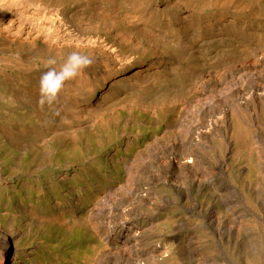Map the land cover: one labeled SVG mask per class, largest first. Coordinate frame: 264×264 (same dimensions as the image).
<instances>
[{
	"label": "rangeland",
	"instance_id": "rangeland-1",
	"mask_svg": "<svg viewBox=\"0 0 264 264\" xmlns=\"http://www.w3.org/2000/svg\"><path fill=\"white\" fill-rule=\"evenodd\" d=\"M20 1H21V3L20 2L16 3V5H14L15 4L14 3L12 9H11V6H12L11 4L9 5L7 3L10 7L7 6V4H4L7 7H9L8 9H10V10H7L6 6L0 4V5H2V6H0V8L3 7L2 10H5V9L7 10V11L5 10L6 11L5 13L3 12L5 14L3 17H1L3 13L1 12L2 10H0V13H1L0 14L1 15L0 16L1 17L0 22L2 24L4 23L3 24L4 26L7 24L6 23L7 18L12 14V12L13 13L14 12L19 13V14H23L24 12L29 11V10H32L31 12H33L34 9H32V8H34V6H32L31 4H33L34 0L33 1L28 0V2H30V4L27 3V0H24V1H26V3L23 0H20ZM46 1L43 2V0H40V1L35 0L34 4H33V5H35V11L38 10V8H40L37 11L38 13H36L35 11L33 13L37 19V20H34V22L36 21L35 23L38 25V27H37V25L36 26L34 25L35 27H37L38 30H35L36 28L33 27V34H35V37H33V41L31 40L32 37L30 38L31 35L34 36L33 34L28 36L29 38L26 37V38H28L27 39L28 41L26 39L23 40V37L26 36V35H23L22 40L20 39L21 43L17 42V39H19V38H16V36H14V37L11 36L14 39H12L10 37V40H9L6 36L7 33H5V32L1 33L3 31L2 28H4V26L2 24H0L1 25L0 30H2V31H0V92H2V94H3L2 95L0 93L1 94L0 96L3 97V98L0 97V98H2V99H0V153L2 154L0 156V171H1L0 175L3 174V176L5 178H9L12 180L14 179V176H15V179L13 180V182L10 183V189L7 192L1 193L0 199H1V197H3V199L6 197L5 203L7 205L4 203L6 205V206L4 205V207H7L10 205V206L14 207L13 209H18L20 211V214H16L18 219L15 221H13L12 218L0 220V224H3L5 226H7L9 224L13 226L14 223L15 224L17 223L15 228H17L20 231V235L17 238V247H18L17 255H14V253L16 251V249L14 247V249L11 252L12 254L9 257L8 262L6 264H21V263L22 264L23 263L24 264H33V261L35 264L36 263L39 264L36 261L37 259H41L43 264H64V263L72 264V257L74 255L75 251L76 252L77 251H86L85 249L91 250L92 248H94L97 245H99L100 243H102V240L106 239L107 235L103 234L105 232H103L102 233L103 235H102L100 230L98 228L97 229L94 228L93 226L92 227L91 226L80 227L77 230V233L73 237L69 236L70 233H69L68 229L66 228L65 225H62L61 223H59V224L54 223V226H52V228H50V229L48 227H44L43 219L38 218L39 212H37L36 209H41L40 207L47 205V203H49V202L51 204L56 203V204H60L61 207H65L66 210H69L71 212H75L77 214V216H79V218H81L84 214V211H83L82 205L78 204V200H77V197L79 196V194L77 193L78 189L85 187L86 185L94 186V187H92V191H89L88 195H87V193L83 194L84 196L87 195L88 196L87 198H89V199L86 198L87 204L85 206H87V208H92L94 203L97 201V196L99 194H104V192H106L110 187H113L114 190H116L117 188H118L117 190H119L120 189L119 187L122 186L124 184V182L125 183L128 182V180L130 178L127 174L129 167H132L131 171H133L134 173L138 169H142V167L136 168L135 165L137 163L134 164V166H133V157L131 155H128L124 150L119 155H115V152H116L115 147L117 146V144H119L120 140H122V139L128 140V138L129 139L134 138V143H135L134 157L137 156L138 154H142V152H144L148 156L147 158H149V155L151 156V154L154 153V151L160 152V150H162V148L164 146L167 147V145H169L170 143L171 144L169 146H171L174 140L175 141L180 140L179 138H181V133L182 132L185 133L186 132L185 129L187 127L191 126V124H194L196 122V121H194V123H193V119L195 118V120H197L196 118L199 119L203 115V114L201 115L199 113V111L197 112L196 110L202 109L201 106H203L205 108V110H208V111L210 108L209 103L206 104V102H205V104H204V100L207 98V94L203 95V98H202V94H199V95L197 94L196 95L197 97H196V96H194L193 93L191 94V96H194L195 98H192V100L190 102L193 105L194 104H196V105L192 107L193 109L191 111H189L190 114L187 113L188 115L187 114H186V116L184 115L186 118L181 117L178 119V117H176L175 113L162 112V114H156L154 116L152 114H140L138 117H136L134 115V119H135L134 120L131 112L125 108L126 106L129 107V104H130L131 108L137 109V107L141 106L140 104L148 105L149 102H152L151 100H154V99L156 100L157 97L162 98L163 96L166 97V96L171 95V94L173 96V94H174L173 92H175V96H177L181 93L180 88L182 87V85L181 84L173 85L172 82L179 76V72L184 71L183 73L185 74L191 70H196L195 72H197V73L204 71V70H208L209 68L212 67V65H215L217 63H221L224 60L234 58L240 54L249 53L251 50L256 49L257 47H259V45H261L264 42V34H263L264 33V19H263L264 18L263 17L264 16V0H252V1L251 0H243V1L242 0H237V1H235V0H231V1L230 0H218L219 2L217 0L216 1H214V0H193V1L192 0H183V1L180 0L181 3L179 2V0H176V1L170 0L173 2H170L168 0H121L122 2L120 0H114L115 3L111 0H109V2H108V0H106V1H104V0H92L91 1L90 0L91 2L89 0H86V1L85 0H73V1L65 0V3H64V0H59V2H58V0H50V1L48 0V2H46ZM195 1H199V2H195ZM232 1H234V4L231 3ZM244 1H246V2H244ZM60 2H62V3H60ZM72 2H74V4ZM116 2H117V4H116ZM211 2H212V4H211ZM217 2H218V5H217ZM56 3H58V4H56ZM78 3H79V6H78ZM170 3L173 5H170ZM200 3H203V4H200ZM241 3H242V5H241ZM245 3L247 4V6L250 9L246 6ZM20 4H22V5H20ZM46 4L48 5L47 8L45 7ZM87 4H88V6H87ZM19 5L22 7H20ZM23 5H24L25 9L27 7L25 5H28L29 7H27V9L25 10ZM82 5H83V7H82ZM115 5H119L120 7L119 6L117 7ZM122 5H124V6H122ZM236 5H237V7H236ZM240 5L243 7H241ZM14 6L15 7L17 6V7L15 8ZM50 6L52 8H50ZM151 6H155V7H151ZM167 6H169V7H167ZM43 7L45 9H41ZM66 7L67 8L69 7V8L67 9ZM107 7H108V9H107ZM190 7H192V8H190ZM28 8H31V9H28ZM134 8H135V10H134ZM189 8H190V10H189ZM48 9L50 12H48ZM51 9H54V11ZM75 9H76V11H74ZM80 9H81V11H80ZM82 9H83V11H82ZM163 9L166 10V12L163 11ZM170 9L171 10L174 9V10L171 12ZM227 9H229V10L227 11ZM243 9H246V10H243ZM44 10H47V11H44ZM55 10H57L56 12L58 13L57 18L59 17L60 19H57V18L52 19V17H50V20L51 19L53 20V21H50L49 20V16H50L49 13H51L52 11L55 12ZM146 10H148V11H146ZM167 10H169V11H167ZM259 10H260V12H258ZM10 11H12V12H10ZM106 11H107V13H106ZM108 11H109V13H108ZM135 11H137V12H135ZM201 11H203V12H201ZM155 12H157V13L155 14ZM199 12H201V13H199ZM208 12H210V13H208ZM26 13H28V12H26ZM26 13H24V15ZM43 13H44V16H43ZM84 13H86V14H84ZM170 13H171V16H170ZM211 13L213 14L212 17L209 16V15H212ZM37 14L42 15L43 19H44V17H46V18L44 20L43 19L40 20L39 18H37V16H39ZM45 14H47L48 18ZM131 14H133L135 16L138 15L136 17L140 16L141 20H139V18H137V19L133 18L135 16H133ZM83 15H84V17H82ZM191 15H192V17H191ZM246 15H247V17H246ZM79 16H81V17H79ZM87 17H90V18H87ZM171 17H173V18H171ZM245 17H246V19H245ZM40 18H41V16H40ZM78 18H80V19L78 20ZM81 18H82V20H81ZM92 18L95 20H93ZM101 18L104 19V21L101 20ZM130 18H132V20L135 19L136 21L134 20L135 21L134 22ZM111 19H112V21H111ZM113 19L116 21L114 22ZM167 19H168V21H167ZM229 19H231V20H229ZM39 20L42 21L41 23H43V24L45 22V24H44L45 27L43 26V24L41 25L40 23H37V21L40 22ZM76 20L79 24L76 22ZM123 20H124V22H123ZM137 20H139V21H137ZM210 20H211V22H210ZM49 21H50V23H48ZM46 22H47V24H46ZM63 22L65 23V25ZM98 22H100L102 25L99 26ZM118 22L120 25L118 24ZM129 22L132 24H130ZM59 23H60V26L58 25ZM87 23L90 25H91V23L95 24V25H91V26L96 28L97 31H96V29H93L90 25H86ZM48 24H49V26L53 25L54 26L53 29H55L56 25L58 26V27L56 26L57 32L55 30L51 31V34L53 33L56 36L52 35L50 37V40L46 38V33L44 30V29H46L47 34L49 33ZM109 24H111V25L109 26ZM115 24H116V26H115ZM39 25L41 26L42 31H40L41 29H40ZM170 25H172L173 27ZM46 26H48V27H46ZM64 26H66V27H64ZM67 26H69V27H67ZM78 26H79V28H78ZM86 26H87V29H89V26H90V28L92 30L91 29H89V31L86 30ZM176 27H177V29H176ZM192 27H193V29H192ZM59 28H60V30H59ZM65 28L67 30H65ZM69 28H71V29H69ZM105 28H106V30H105ZM145 28H146V30H145ZM101 29H104V30L102 31ZM166 29L169 31L167 32ZM246 29H247V32H246ZM252 29H254V30L252 31ZM90 30H91V32H90ZM99 30H101L102 32L100 31L101 32L100 33ZM143 30L146 32H142ZM67 31L70 32V34ZM74 31H76V32H74ZM111 31H113V32H111ZM122 31L124 33H127L129 31L130 33L128 32L127 34H124ZM138 31L140 34L141 33L142 34L140 35L138 33ZM149 31H151L150 34H149ZM180 31L181 32L185 31V32L181 33ZM35 32H39L40 34H37L38 36H36ZM43 32L45 33V35ZM83 32H85L86 34L89 32L87 34L88 36L86 34H84ZM114 32H115V34H113ZM154 32H156L159 35H157L156 33L154 34ZM241 32H242V34H241ZM59 33L62 35L65 34L64 35L65 36L64 39H66V40H64L65 43L63 41H59V42L57 40L55 41V39L57 38ZM119 33H122V34L118 35ZM132 33L133 34L135 33L134 36H132L133 35ZM136 33H137V35H136ZM180 33H181V35H179ZM199 33L202 34L203 36L201 38H199V41H198V40H196L197 39L196 36ZM108 34H110V36H108ZM192 34L194 37L192 36ZM207 34H208V36H207ZM72 35H74V37H71ZM142 35L143 36L147 35V36L144 38ZM155 35H156V37L159 36L160 38L153 37ZM174 35H178V36H174ZM232 35L235 38H233ZM76 36H77V38H75ZM90 36H94V37H90ZM100 36L102 38H99ZM116 36H119V37L117 38ZM150 36L152 38H150ZM190 36H191V38H190ZM36 37L38 38L39 41L37 40ZM67 37H68V39H67ZM87 37L88 38L90 37L89 38L90 41H89V39H87L89 41V43H88V41H86ZM173 37H175V38H173ZM176 37L179 39H177ZM224 37H225V39H224ZM71 38L74 41L76 39V42L79 41L78 43H80L82 41L81 42L82 45L79 44L80 46L79 45L76 46V42H74ZM94 38L96 39V41L94 40ZM112 38H113V40H112ZM137 38H138V40H137ZM167 38H169L170 41ZM227 38H228V40H226ZM238 38H240V39H238ZM51 39L52 40L54 39L53 42ZM92 39L94 40V42L92 41ZM139 39L141 40V42ZM190 39H192L193 41ZM230 39H232V41ZM12 40H15V41L13 42ZM45 40L47 41V43ZM48 40L52 43H50ZM121 40H123V41H121ZM215 40L218 41V43ZM6 41H8V42H6ZM66 41H68V42H66ZM109 41H111V42L109 43ZM120 41H121L122 45H121V43H119ZM125 41L127 43L130 42L131 44L130 43L127 44ZM179 41H180V44L177 43ZM32 42H33V44H32ZM71 42H73V43H71ZM92 42L94 45L92 44ZM116 42H117V44H116ZM134 42H135V45L137 44L136 46L133 44ZM151 42L154 44H152ZM170 42H172L174 44H172ZM192 42L194 44H192ZM195 42H196V44H195ZM27 43H29V44H27ZM87 43L89 45H87ZM146 43H147V45H146ZM175 43H176V45H175ZM214 43L216 45H213ZM235 43H238V44H235ZM58 44H60V45H58ZM70 44H71V46H70ZM163 44H165V45H163ZM169 44L173 46V50L170 48L171 46ZM83 45H85V46H83ZM97 45H99L101 48ZM110 45H112V46H110ZM115 45L117 47H115ZM130 45H131V48H130ZM162 45H163V47H162ZM24 46L27 50L24 48ZM44 46H45V49H43ZM90 46L92 47L91 49L94 48V50L90 51ZM133 46H134V48H133ZM168 46H170V47L168 48ZM255 46H257V47H255ZM29 47H30V49H29ZM58 47H60V49ZM107 47H108V49H107ZM112 47L119 50V51L121 49V53L123 52L122 53L123 57L124 58L126 57V59H128L130 57L136 58L135 64H140V65L136 66L137 68L134 67L135 65H133V67H131L130 70H128L125 73L126 75L120 74L121 72L115 73L116 71H118L117 68L119 67L118 66L119 60L114 59V58H110V55L108 53H110V50L112 49ZM154 47H156V48H154ZM161 47H162V49H161ZM175 47H178L181 50V52L178 48L175 49ZM226 47L229 49H227ZM23 48H24V50H23ZM46 48L48 50H46ZM75 48H77V50ZM82 48H83V50H82ZM97 48H98V50H97ZM163 48H164V50H163ZM193 48H194V50H193ZM207 48L208 49L210 48V49L207 50ZM213 48H214V51H213ZM237 48H239L238 51H237ZM248 48H250V50ZM100 49H101V51H100ZM134 49H135V51H134ZM186 49H188V50H186ZM216 49H219V50L216 51ZM37 50H39V51H37ZM51 50H52V52H51ZM103 50H105V51H103ZM167 50H169V51H167ZM170 50H172V51H170ZM203 50H204V52H203ZM57 51H59L60 54L62 53L61 56L59 55V52H57ZM74 51H76V53H74ZM124 51H125L126 55L124 54ZM224 51H226V52H224ZM56 52H57V54H56ZM99 52L102 54H99ZM144 52L147 54H145ZM168 52L169 53L171 52L170 53L171 56H170V54H168ZM205 52L206 53L208 52V54H206ZM227 52L228 53L231 52V53L228 54ZM132 53L134 55H131ZM104 54L107 55V58L104 56ZM137 54L140 57H138ZM155 54H156V56H155ZM167 54L169 56H167ZM181 54H183V55H181ZM191 54H192V56H191ZM184 55L186 56V58ZM203 55H205L206 57ZM215 55H216V57H215ZM228 55H230V56H228ZM12 56L14 57V59L20 60V62H22L21 63V65L23 66L22 71L19 74H17L18 76L9 67L11 61H8V60H12L13 59ZM22 56H24V57H22ZM178 56L181 58H179ZM217 56L218 57L220 56V57L217 58ZM169 57H171V60ZM87 58L88 59L91 58L93 61H94V59H96V61L92 62V60H90V59L88 60ZM212 58H214V59H212ZM23 59H25V60H23ZM40 59H41V61H40ZM112 59H114V61ZM179 59H181L182 61ZM219 59H221V60H219ZM81 60H84L85 62L81 61ZM172 60H174V61H172ZM209 60H210V62H209ZM33 61H35V62H33ZM112 61H113V63H112ZM150 61H152V63ZM177 61H178V64H177ZM202 61H203V64H201ZM41 62H43V63H41ZM190 62H191V64H190ZM34 63H35V65H34ZM92 63H94V64H92ZM186 64L190 65V67L188 65L186 66ZM175 65H177V66H175ZM45 66H48V67H45ZM108 66H109V68H108ZM169 66L175 67V70L173 67H172L173 69L170 67L171 68V70H170ZM100 67H102V68H100ZM164 67H165V69H163ZM25 68H26V70H25ZM89 68H90V70H89ZM159 68H160V70H159ZM167 68H169V69H167ZM73 69H75V71ZM83 69H85V70L83 71ZM105 69H109L108 72H105L104 71ZM135 69L141 70V74L139 75V77L136 75L135 76L131 75L132 71H135ZM39 70H41V71H39ZM68 70L69 71L73 70V73H72V71H70L71 73L68 72ZM177 70H178V73H177ZM36 72H38V73L36 74ZM75 72H77V74ZM78 72H79V74H78ZM146 72H148V74ZM33 73H34V75H33ZM129 74L131 76H129ZM172 74H173V76H172ZM40 75H42V76H40ZM99 75L102 77L104 76V77L101 79V77ZM116 75L118 78H121L120 76H126L127 77V78H124L126 81L124 89H120L119 92L116 94L117 96L115 95L114 98L112 97L113 99L112 98L109 99V101L111 99H112V101L107 102L108 103L106 106L107 109L105 111H103L102 113L96 114L94 112L93 108H90V107H92V105H91L92 100L96 101L95 100L96 95H101L102 89L104 87H107L109 82L111 83ZM159 75H161L164 80H166L168 83H170V86L163 88L162 92L160 90L159 95L153 94L151 96H148L149 94H146L147 95L146 99L143 98V100H142L144 102H142V103L140 101L137 102V99H139L141 97V95L145 92L148 85H150L151 79L154 76H159ZM94 76L96 78H94ZM141 77H143V78H141ZM130 78H132V79H130ZM13 79H15V80H13ZM19 80H21V81H19ZM79 80H80V82H79ZM102 80H104L105 82ZM129 80L130 81L132 80V81L130 82ZM86 82H87V84H86ZM25 83H27V84H25ZM92 83H94L95 85ZM9 84H11V85H9ZM82 84H84V85H82ZM140 85H141V87H142V85L144 87L141 90L139 88ZM51 86H52V88H51ZM90 86H91V88H88ZM76 87H78V89H80V90H78ZM130 87H131V90H130ZM15 88L19 91H17ZM132 88H134V89L132 90ZM59 89H61V90H59ZM89 89L90 90L92 89V91H89ZM143 89H145V90H143ZM43 90H45V91H43ZM169 90L171 92L173 90H175V91H173L171 93ZM20 91H21V93H20ZM125 91H127V93ZM138 91H141V93H139ZM52 92H54V93H52ZM133 92H134V94H136L138 96V98L136 95L132 94ZM165 92L168 94H166ZM169 92L171 94H169ZM22 93L25 95H23ZM56 93L57 94L63 93V94L57 95ZM84 93H85V95H83ZM11 94H12V96H11ZM160 94L161 95L164 94V95L161 96ZM8 95H9V97H8ZM186 96L188 97V95H186ZM186 96L184 94V97H183V94L181 93L179 96L180 98L179 97L178 98H179V100L180 99L183 100V98L184 99L187 98ZM70 97H72V98L70 99ZM198 97H199V99H197ZM204 97H205V99H204ZM10 98H11V100H10ZM86 98H88V99H86ZM201 98H202V100H200ZM3 99H5V100H3ZM118 99H119V103L117 101ZM196 99L199 103L196 102ZM129 100H136V101H134L132 103V102H128ZM146 100H149V102ZM200 103L202 104L201 106H200ZM69 104H71V105H69ZM77 104H78V106H77ZM79 106H80V108H78ZM74 107H76V108H74ZM116 107H118V108H116ZM194 107H196V108H194ZM198 107H199V109H198ZM70 108L72 109V111ZM111 108L114 110L113 112L109 111V109L112 110ZM85 110H87L88 112L86 113ZM37 111L42 112V114L40 113L41 114L40 115L39 112H37ZM81 111H82V113H81ZM89 112H91V113H89ZM109 112H112V113H109ZM192 112H194V115L192 114ZM258 113L261 114L260 111ZM37 114H39L40 116ZM76 114H77V117H75ZM101 114H103V116ZM105 114H108L107 116H109V114H110V116H115V115L120 116V119L118 120L116 125L113 127V131L111 132L110 135L107 134L110 132H108L106 129L97 128L96 122H94L98 118L99 119L104 118ZM198 114H199V116H197ZM96 115H98V116H96ZM72 116H73V119H71ZM192 117H193V119H192ZM92 118L94 120H92ZM124 118H127V119H124ZM158 119H159V121H158ZM72 120L74 122H72ZM188 120H190V121H188ZM12 121H14V122H12ZM187 121L190 125L187 123ZM262 121H264V119H262ZM262 121H261V123H259V128H256V132L254 133V140L255 141H258V140H256L258 138H259V140H261V138H262L261 133H264V124H263L264 122H262ZM190 122H192V123H190ZM24 124L26 125V127L24 126ZM45 124H46V126H45ZM148 124H150V125H148ZM38 125H40V126H38ZM184 125H186L187 127ZM32 126H34V129ZM87 126H89V127L87 128ZM36 127H38V128L36 129ZM95 127H96V129H95ZM53 128H55V129H53ZM72 128H75V129L73 130ZM65 129H67L68 131ZM94 129H95V131H94ZM179 129H181V130L179 131ZM18 130L20 131V134H18L19 133ZM38 130H39V132H38ZM62 130H64V133ZM80 130H81V132H80ZM35 131H37V132H35ZM75 131H77V132H75ZM97 132L99 134H97ZM179 132H181V133H179ZM104 133H105V135H103ZM78 134H80V135H78ZM96 134H97V136H96ZM69 135L73 137L72 140H71L72 137H70ZM172 135H173V137H172ZM177 135H179V136H177ZM259 135L261 137H257ZM33 136H36V137L32 138ZM154 136H156V138L158 140ZM170 136L172 138H170ZM51 137H53V138H51ZM59 137H60V140H62V142L60 140H59V142H57ZM77 138H79V139H77ZM160 138H162V139L164 138L163 140L166 139L165 142ZM149 139H150V141H149ZM47 140L48 141L52 140V143L47 144V142H48ZM63 141H67V142H63ZM79 141H80V143H79ZM16 145H18V146H16ZM73 145H74V147H73ZM29 146L30 147L32 146V147L30 148ZM75 146H76V148H75ZM122 147L124 149L126 147V145L123 143ZM8 148H10V149H8ZM73 148L75 150L79 149L80 150L79 154H76L73 157L71 156L70 160L65 159V157H63L64 154H66L70 150H74ZM181 148L186 149L187 147L185 148V145L178 146V149H181ZM66 149H67V151H66ZM34 150L36 152L38 151L37 152L38 156L32 155L33 154L32 152ZM230 150H231V148L227 149V147H226L224 149V152L227 151V153H228V154L226 153L227 156L231 158ZM11 151H16V153L11 155L10 154ZM47 151H50V152H47ZM40 152H41V156H39ZM214 153H215V149L208 148L204 151V155H206L205 158L207 159V160L205 159V161H207V163L210 162L211 160L213 162L218 161L217 160L218 158L217 159L212 158ZM112 155L114 156V158L112 157ZM154 155H155V153H154ZM7 156L9 158H11V160H9L8 162L5 163L2 160H4V158ZM29 156H30V158H29ZM31 158H33V159H31ZM91 159H93V160H91ZM128 160L130 161V164L132 163V165L129 164ZM14 161H15V163H14ZM162 162L163 163L166 162L165 159L163 160V158H162ZM163 163H161L159 165V167L154 166L155 167L154 170L146 169L147 167H144L142 169V173L144 172V175H142L141 177L143 179V182H145V184H146L145 190L147 189V192L151 193L148 200H147L148 202L144 201V202L140 203L139 201H136V202L133 201V203L132 202L129 203V207L132 208V210H131L132 211V218L134 219L135 222H137L140 225H145V224L151 222V219H154L155 221H152V223L155 222L154 225L155 226L157 225L158 226L157 228H159V230L161 229L160 233L162 235L160 234L159 237L151 239L152 240L151 242L148 241L150 243V246L151 247H160L163 243H165L166 245H170L171 249L173 248L175 250V253H176L175 256L173 255V251H172L173 249L170 250V252H167L166 254L164 253V255L166 257H169L170 255H171V257L173 256V258L176 257L175 259L177 260V264H196V262H197V264H200L201 257L202 258H209V262H207V264H218V263H220V264H237V260L243 261L245 259L251 258L253 253L251 251V248H249L250 244H247V243H249V242L251 243L252 239H254L253 240L254 242L264 244V202H259V204L256 206H253L251 204L246 203L244 200V197L241 194V190L239 188V185L236 183V186L238 188L237 189L236 187L232 186L228 182L231 180L230 178H227L228 179V181H227L226 178L223 176V174L220 173V175H219V173H218L217 174L218 176L216 175V177H215V181L218 184V186L220 187V189H222L224 187L221 190V194L224 193L227 198L233 200L235 202L234 205L237 207V216H236L237 218L234 217V220H231L232 226L236 228L239 225H241V224H239L240 222L244 224V226L242 227V230H241L242 234L240 236H237V234L235 233V230H233L231 234H227V236H226L225 233H223V229H222V236L219 239L218 237L215 236V232H216L215 227H209L207 225L206 226L203 225V227H201V226H197L195 224V222L201 223V220L204 219V218H202L203 213L201 212L200 207H198L197 209L188 208V206H186L187 201L183 200L181 198V196L179 195L178 190H176L172 186L177 181H179L181 178H184L185 173H187L186 170H184V169L179 170L177 168H175L176 169L175 170L174 168L168 167ZM236 163L239 164V161H236ZM67 164H69V165H67ZM10 165H12V166H10ZM79 165H80V167H79ZM109 165L111 168L108 169ZM9 168H11V169H9ZM124 170L126 171V173ZM156 170L158 172L157 179L160 176L159 180H157V181H159V183L158 182L157 183L147 182L148 178H150V177L154 178L155 177L153 175L157 174ZM153 171L156 173H154ZM166 171L168 173H166ZM57 172H59V173H57ZM62 173L65 176L68 175L69 178L66 179L65 176L62 175ZM76 173H78V174H76ZM51 175H53V177ZM111 175H113V176H111ZM168 175L170 177H174L173 181L168 182V180L166 179V177ZM104 176H106V177H104ZM121 176H123V177H121ZM62 177H63V179H62ZM109 177H110V179H109ZM113 177L115 179H113ZM27 179H29V180H27ZM22 180H23V182H22ZM77 181L79 183H77ZM37 182H39V183H37ZM111 183H112V185H111ZM221 183H222V185H221ZM118 184H120V185H118ZM34 185H36V186H34ZM71 186L73 189L71 188ZM12 189H14V190H12ZM73 190H75L76 192ZM207 193H208L207 190L203 192L202 199H204V197L206 196ZM8 195H10V196L8 197ZM153 195H155L157 198ZM18 198H19V200L23 198V200L19 201ZM158 198H159L160 202L163 204V207L158 208L159 210L157 208H155V205H154V202L156 200H158ZM3 199H2V202H3ZM27 199H30V201L26 202V205H23L24 204L23 201L27 200ZM47 199L48 200L50 199V201H48ZM31 200H32V202H31ZM11 201H12V204H11ZM51 201H53V202H51ZM54 201H56V202H54ZM76 202H77V204H75ZM43 203L44 204L46 203V204L44 205ZM89 203H90V205H89ZM184 205L186 207H184ZM73 207H75V208H73ZM81 207H82V209H81ZM240 208H242V209L240 210ZM23 210H25V211L27 210L26 213ZM186 212H188V213H186ZM55 213H57V211H55ZM153 215H155V216H153ZM26 217H27V219H25ZM253 217H254V219H253ZM27 220H28V222H27ZM41 220H42V222H41ZM148 220H150V221H148ZM22 221H24V222H22ZM238 221H240V222L238 223ZM254 222H256V223H254ZM97 225H99V223H97ZM102 228H103V226H102ZM245 228H246V230H245ZM232 238H233V240H232ZM22 239H24V240H22ZM107 239L111 243H112V240L114 243L119 242V239L114 234L108 235ZM93 245H95V246H93ZM204 253L205 254L207 253L206 256H204L205 255ZM69 256L71 259L69 258ZM32 259H33V261H32ZM118 259H119V257H118ZM213 259H215L216 262ZM156 264H157V262H156Z\"/></svg>",
	"mask_w": 264,
	"mask_h": 264
},
{
	"label": "bare ground",
	"instance_id": "bare-ground-1",
	"mask_svg": "<svg viewBox=\"0 0 264 264\" xmlns=\"http://www.w3.org/2000/svg\"><path fill=\"white\" fill-rule=\"evenodd\" d=\"M24 1V0H23ZM30 1V0H29ZM33 1V0H32ZM35 1V0H34ZM34 1H33V4H34ZM40 1V0H39ZM46 1V0H43V2ZM50 1V0H49ZM73 1V0H71ZM86 1V0H85ZM90 1V0H89ZM92 1V0H91ZM90 1V2H91ZM106 1V0H104ZM114 2V0H111ZM121 1V0H120ZM170 1V0H168ZM176 1V0H174ZM183 1V0H182ZM193 1V0H192ZM216 1V0H214ZM218 1V0H217ZM231 1V0H230ZM237 1V0H235ZM243 1V0H242ZM252 1V0H251ZM21 3L20 0H0V4L4 5V4H11V9L13 8V4L16 5V3ZM26 3V1H24ZM48 2V0L46 1ZM56 2V1H55ZM59 2V0H58ZM76 2V1H75ZM95 2V1H94ZM109 2V0H108ZM122 2V1H121ZM170 2H173V1H170ZM179 2L181 3V1L179 0ZM195 2H199V1H195ZM207 2V1H206ZM205 2V3H206ZM219 2V1H218ZM218 2H217V5H218ZM227 2V1H226ZM246 2V1H244ZM23 3V2H22ZM27 3L30 4V2H28L27 0ZM36 3V2H35ZM62 3V2H60ZM64 3H65V0H64ZM74 4V2H72ZM85 3V2H84ZM111 3V2H110ZM115 3V2H114ZM119 3V2H118ZM125 3V2H124ZM137 3V2H136ZM143 3V2H142ZM208 3V2H207ZM231 3L234 4V1H232ZM238 3V2H237ZM248 3V2H247ZM7 4V6H9ZM31 4L32 6H34V9L33 12H31L32 10H29V11H26L24 13H26L24 15L23 14H19V13H13L12 11V14L7 18V24L4 26L1 22L0 24H2L4 26V28H2V31L1 33L5 32L7 33V38L10 40V37L11 36H16V38H19L17 39V42L18 43H21V40H22V37L23 35H26L25 37H23V40L24 39H28L31 34H33V27H35L37 24L34 22V20H37L35 15L33 14L34 11H35V5ZM54 4V3H53ZM58 4V3H56ZM82 4V3H81ZM113 4V3H112ZM117 4V2H116ZM141 4V3H140ZM193 4V3H192ZM200 4H203V3H200ZM212 4V2H211ZM214 4V3H213ZM232 4V5H233ZM246 4V3H245ZM258 4V3H257ZM0 5V6H2ZM22 5V4H20ZM19 5V6H20ZM30 5V6H31ZM38 5V4H37ZM44 5V4H43ZM50 5V4H49ZM90 5V4H89ZM150 5V4H149ZM169 5V4H168ZM170 5H173L170 3ZM215 5V4H214ZM216 5V6H217ZM231 5V4H230ZM239 5V4H238ZM242 5V3H241ZM240 5V6H241ZM255 5V4H254ZM253 5V6H254ZM6 6V5H4ZM6 6V7H7ZM18 6V7H19ZM27 7H29L28 5H25ZM41 6V5H40ZM47 4H46V8H47ZM75 6V5H74ZM78 6H79V3H78ZM81 6V5H80ZM88 6V4H87ZM115 6H119V5H115ZM124 6V5H122ZM139 6V5H138ZM175 6V5H174ZM239 6V7H240ZM247 6V4H246ZM10 7V6H9ZM9 7H7V10H10L8 9ZM15 7V6H14ZM17 7V6H16ZM15 7V8H16ZM22 7V6H20ZM24 7V5H23ZM26 7V9H27ZM37 7V6H36ZM39 7V6H38ZM83 7V5H82ZM91 7V6H90ZM110 7V6H109ZM116 7V8H117ZM120 7V6H119ZM151 7H155V6H151ZM169 7V6H167ZM187 7V6H186ZM194 7V6H193ZM196 7V6H195ZM206 7V6H205ZM212 7V6H211ZM237 7V5H236ZM243 7V6H241ZM248 7V6H247ZM3 8V7H2ZM2 8H0V10H2ZM31 8H28V9H31ZM50 8H52L50 6ZM49 8V9H50ZM54 8V7H53ZM67 8V7H66ZM69 8V7H68ZM67 8V9H68ZM73 8V7H72ZM76 8V7H75ZM79 8V7H78ZM93 8V7H92ZM162 8V7H161ZM192 8V7H190ZM189 8V10H190ZM197 8V7H196ZM231 8V7H230ZM249 8V7H248ZM247 8V9H248ZM25 9V7H24ZM23 9V10H24ZM25 9V10H26ZM40 8H38L39 10ZM41 9H45L44 7L41 8ZM48 9V12H50ZM84 9V8H83ZM82 9V11H83ZM86 9V8H85ZM106 9V8H105ZM108 9V7H107ZM187 9V8H186ZM210 9V8H209ZM219 9V8H218ZM221 9V8H220ZM225 9V8H224ZM223 9V10H224ZM242 9V8H241ZM250 9V8H249ZM261 9V8H260ZM6 10V9H5ZM5 10H2L1 12L5 13L6 11ZM16 10V9H15ZM14 10V11H15ZM22 10V11H23ZM36 10L35 12L38 13ZM54 11V9H51ZM122 10V9H121ZM135 10V8H134ZM137 10V9H136ZM171 10V9H170ZM174 10V9H173ZM171 10V12L173 11ZM217 10V9H216ZM215 10V11H216ZM229 9H227L228 11ZM231 10V9H230ZM237 10V9H236ZM243 10H246V9H243ZM19 11V10H18ZM44 11H47V10H44ZM51 12L49 13L50 16H49V20H50V17L53 18H57L58 16V13L56 12L57 10H55V12ZM65 11V10H64ZM76 11V9L74 10ZM81 11V9H80ZM85 11V10H84ZM148 11V10H146ZM154 11V10H153ZM163 11L166 12V10L163 9ZM169 11V10H167ZM188 11V10H187ZM41 12V11H40ZM62 12V11H61ZM60 12V13H61ZM66 12V11H65ZM137 12V11H135ZM140 12V11H139ZM143 12V11H142ZM193 12V11H192ZM191 12V13H192ZM203 12V11H201ZM199 12V13H201ZM221 12V11H220ZM253 12V11H252ZM260 12V10L258 11ZM2 14L1 17H3L5 14ZM21 13V12H20ZM45 13V12H44ZM44 13H43V16H44ZM82 13V12H81ZM107 13V11H106ZM109 13V11H108ZM122 13V12H121ZM132 13V12H131ZM157 12H155L156 14ZM164 13V12H163ZM169 13V12H168ZM210 13V12H208ZM207 13V14H208ZM232 13V12H231ZM244 13V12H243ZM254 13V12H253ZM1 14V13H0ZM10 14V13H9ZM48 14V13H47ZM47 14H45L47 16ZM48 14V15H49ZM64 14V13H63ZM77 14V13H76ZM75 14V15H76ZM86 14V13H84ZM88 14V13H87ZM134 14V13H133ZM131 14V15H133ZM137 14V13H136ZM142 14V13H141ZM149 14V13H148ZM194 14V13H193ZM212 14V13H211ZM223 14V13H222ZM39 15V16H37ZM37 18H39L40 20L43 19L42 15L40 14H37ZM81 15V14H80ZM121 15V14H120ZM143 15V14H142ZM167 15V14H166ZM184 15V14H183ZM182 15V16H183ZM186 15V14H185ZM197 15V14H196ZM195 15V16H196ZM41 16V18H40ZM107 16V15H106ZM135 16V15H133ZM132 16V17H133ZM138 16V15H136ZM133 17V18H139L140 19V16L139 17ZM145 16V15H144ZM170 16H171V13H170ZM194 16V15H193ZM202 16V15H201ZM209 16H213L212 15H209ZM218 16V15H217ZM228 16V15H227ZM243 16V15H242ZM0 17V19H1ZM76 17V16H75ZM81 17V16H79ZM84 17V15L82 16ZM104 17V16H103ZM108 17V16H107ZM128 17V16H127ZM143 17V16H142ZM192 17V15H191ZM216 17V16H215ZM247 17V15H246ZM245 17V19H246ZM258 17V16H257ZM262 17V16H261ZM264 17V16H263ZM46 17H44L45 19ZM48 18V16H47ZM87 18H90V17H87ZM106 18V17H105ZM119 18V17H118ZM173 18V17H171ZM185 18V17H184ZM202 18V17H201ZM207 18V17H206ZM5 19V18H4ZM3 19V20H4ZM43 19V20H44ZM50 20V21H53V20ZM57 19H60L59 17ZM56 19V20H57ZM80 18H78L79 20ZM84 19V18H83ZM93 19V18H92ZM108 19V18H107ZM122 19V18H121ZM125 19V18H124ZM128 19V18H127ZM132 20V18H130ZM143 19V18H142ZM163 19V18H162ZM179 19V18H178ZM241 19V18H240ZM244 19V20H245ZM248 19V18H247ZM260 19V18H259ZM264 19V18H263ZM39 20V21H40ZM48 20V19H47ZM55 20V19H54ZM82 20V18H81ZM87 20V19H86ZM95 20V19H93ZM101 20L104 21V19L101 18ZM106 20V19H105ZM118 20V19H117ZM135 20V19H134ZM132 20V21H134ZM137 20V21H139ZM170 20V19H169ZM183 20V19H182ZM200 20V19H199ZM204 20V19H203ZM202 20V21H203ZM215 20V19H214ZM224 20V19H223ZM231 20V19H229ZM228 20V21H229ZM257 20V19H256ZM261 20V19H260ZM2 21V20H1ZM46 21V20H45ZM50 21L48 23H50ZM61 21V20H60ZM64 21V20H63ZM89 21V20H88ZM112 21V19H111ZM110 21V22H111ZM113 21L115 22L116 20L113 19ZM131 21V22H132ZM136 21V20H135ZM134 21V22H135ZM168 21V19H167ZM181 21V20H180ZM179 21V22H180ZM189 21V20H188ZM209 21V20H208ZM213 21V20H212ZM259 21V20H258ZM42 21L38 22L37 23H40L41 25L43 23H41ZM59 22V21H58ZM62 22V21H61ZM77 22V20H76ZM82 22V21H81ZM102 22V21H101ZM108 22V21H107ZM124 22V20H123ZM127 22V21H126ZM200 22V21H199ZM211 22V20H210ZM239 22V21H238ZM249 22V21H248ZM260 22V21H259ZM64 23V22H63ZM78 23V22H77ZM83 23V22H82ZM99 23V24H98ZM97 24L100 26L102 25L100 22H98ZM103 23V22H102ZM106 23V22H105ZM130 23V22H129ZM128 23V24H129ZM133 23V22H132ZM130 23V24H132ZM219 23V22H218ZM255 23V22H254ZM45 24V22H44ZM43 24V26L45 27V25ZM47 24V22H46ZM67 24V23H66ZM79 24V23H78ZM77 24V25H78ZM81 24V23H80ZM108 24V23H107ZM119 24V22H118ZM181 24V23H180ZM196 24V23H195ZM202 24V23H201ZM238 24V23H237ZM261 24V23H260ZM35 25V26H34ZM60 26V23L58 24ZM63 25V24H62ZM65 25V23H64ZM83 25V24H82ZM86 25H90V24H86ZM91 25H95V24H92ZM90 25V26H91ZM97 25V26H98ZM105 25V24H104ZM111 24H109L110 26ZM120 25V24H119ZM118 25V26H119ZM188 25V24H187ZM211 25V24H210ZM253 25V24H252ZM1 26V25H0ZM40 26V25H39ZM49 26V24H48ZM46 26V27H48ZM57 26V25H56ZM55 26V29L53 25L49 26V33L47 34V30H45V33H46V38L50 40V37L53 35V36H56L55 34H51V31L53 30H57ZM81 26V25H80ZM85 26V25H84ZM83 26V27H84ZM89 26V29H91ZM116 26V24H115ZM130 26V25H129ZM136 26V25H135ZM172 26V25H170ZM209 26V25H208ZM219 26V25H218ZM243 26V25H242ZM262 26V25H261ZM38 27V25H37ZM37 27H35L36 29L35 30H38ZM58 27V26H57ZM66 27V26H64ZM69 27V26H67ZM71 27V26H70ZM75 27V26H74ZM92 27V26H91ZM96 27V26H95ZM113 27V26H112ZM121 27V26H120ZM119 27V28H120ZM126 27V26H125ZM140 27V26H139ZM150 27V26H149ZM173 27V26H172ZM207 27V26H206ZM249 27V26H248ZM252 27V26H251ZM257 27V26H256ZM79 28V26H78ZM93 29H96L94 27H92ZM114 28V27H113ZM143 28V27H142ZM163 28V27H162ZM187 28V27H186ZM185 28V29H186ZM189 28V27H188ZM250 28V27H249ZM1 29V27H0ZM40 29H41V26H40ZM48 29V28H47ZM71 29V28H69ZM76 29V28H75ZM84 29V28H83ZM89 29H87V26H86V30L89 31ZM108 29V28H107ZM121 29V28H120ZM131 29V28H130ZM144 29V28H143ZM177 29V27H176ZM184 29V30H185ZM193 29V27H192ZM34 30V31H35ZM43 30V31H44ZM60 30V28H59ZM65 30H67L65 28ZM92 30V29H91ZM90 30V32H91ZM102 31L104 29H101ZM99 30V32L101 31ZM106 30V28H105ZM109 30V29H108ZM116 30V29H115ZM114 30V31H115ZM123 30V29H122ZM146 30V28H145ZM167 30V29H166ZM200 30V29H199ZM254 29H252L253 31ZM42 31V29L40 30ZM85 31V30H84ZM94 31V30H93ZM92 31V32H93ZM97 31V29H96ZM95 31V32H96ZM101 31V32H102ZM169 30H167L168 32ZM187 31V30H186ZM204 31V30H203ZM244 31V30H243ZM257 31V30H256ZM57 32V31H56ZM65 32V31H64ZM68 32V31H67ZM66 32V33H67ZM76 32V31H74ZM73 32V33H74ZM100 32V33H101ZM105 32V31H104ZM113 32V31H111ZM123 32V31H122ZM129 32V31H128ZM127 32V33H128ZM142 32H146V31H142ZM166 32V33H167ZM181 32V31H180ZM182 32H185V31H182ZM181 32V33H182ZM198 32V31H197ZM196 32V33H197ZM246 32H247V29H246ZM36 33V36H38L37 34H40L39 32H35ZM44 33V32H43ZM44 33V35H45ZM70 34V32H68ZM84 34H86L85 32H83ZM89 33V32H88ZM87 33V34H88ZM94 33V32H93ZM108 33V32H107ZM117 33V32H116ZM124 33V32H123ZM127 33H124V34H127ZM130 33V32H129ZM139 33V31H138ZM151 33V31H149V34ZM156 32H154L155 34ZM181 33L179 35H181ZM195 33V32H194ZM263 33V32H262ZM68 34V35H69ZM86 34V35H87ZM105 34V33H104ZM111 34V33H110ZM110 34H108V36H110ZM115 34V32L113 33ZM122 33H119L118 35H120ZM133 34V33H132ZM135 34V33H134ZM134 34L132 36H134ZM140 34V33H139ZM138 34V35H139ZM142 34V33H141ZM140 34V35H141ZM146 34V33H145ZM157 34V33H156ZM170 34V33H169ZM210 34V33H209ZM242 34V32H241ZM264 34V33H263ZM34 36H30V38L32 37V41H33V37H35V34H33ZM43 35V34H42ZM58 35V34H57ZM65 34H60L57 36V38L55 39V41L57 40L58 42L59 41H63L66 40L64 39ZM83 35V34H82ZM137 35V33H136ZM135 35V36H136ZM144 35V34H143ZM142 35V36H143ZM159 35V34H157ZM162 35V34H161ZM186 35V34H185ZM191 35V34H190ZM262 35V34H261ZM4 36V35H3ZM67 36V35H66ZM88 36V35H87ZM102 36V35H101ZM99 37V38H102V37ZM112 36V35H111ZM128 36V35H127ZM147 36V35H146ZM146 36H143L144 38ZM168 36V35H167ZM174 36H178V35H174ZM193 36V34H192ZM203 35L202 34H198L196 37L199 41V38H201ZM208 36V34H207ZM223 36V35H222ZM221 36V37H222ZM233 36V35H232ZM28 37V38H26ZM70 37V36H69ZM71 37H74V35H72ZM90 37H94V36H90ZM89 37V38H90ZM113 37V36H112ZM117 38L119 36H116ZM122 37V36H121ZM131 37V36H130ZM149 37V36H148ZM147 37V38H148ZM153 37H156L153 36ZM158 38H160L159 36H157ZM156 37V38H157ZM170 37V36H169ZM183 37V36H182ZM194 37V36H193ZM215 37V36H214ZM12 38V37H11ZM37 38V37H36ZM55 38V37H54ZM77 38V36L75 37ZM82 38V37H81ZM88 37L86 38V41H88L87 39H89ZM114 38V37H113ZM112 38V40H113ZM128 38V37H127ZM133 38V37H132ZM140 38V37H139ZM146 38V39H147ZM150 38H152L150 36ZM175 38V37H173ZM177 38V37H176ZM185 38V37H184ZM191 38V36H190ZM217 38V37H216ZM229 38V37H228ZM228 38L226 40H228ZM233 38H235L233 36ZM232 38V39H233ZM14 39V38H12ZM21 39V40H20ZM46 39V40H47ZM68 39V37H67ZM72 39V38H71ZM115 39V38H114ZM120 39V38H119ZM123 39V38H122ZM136 39V38H135ZM164 39V38H163ZM169 40V38H167ZM172 39V38H171ZM179 39V38H177ZM208 39V38H207ZM211 39V38H210ZM221 39V38H220ZM225 39V37H224ZM232 39H230L232 41ZM240 39V38H238ZM237 39V40H238ZM249 39V38H248ZM30 40V39H29ZM30 40V41H31ZM38 40V38H37ZM45 40V41H46ZM48 40V41H49ZM52 40V39H51ZM54 40V39H53ZM52 40V42H53ZM73 40V39H72ZM80 40V39H79ZM94 40L96 41V39L94 38ZM94 40L92 39V41L94 42ZM109 40V39H108ZM116 40V39H115ZM114 40V41H115ZM138 40V38H137ZM140 40V39H139ZM156 40V39H155ZM165 40V39H164ZM167 40V41H168ZM192 40V39H190ZM195 40V41H196ZM209 40V39H208ZM212 40V39H211ZM214 40V39H213ZM218 40V39H217ZM246 40V39H245ZM4 41V40H3ZM13 42L15 40H12ZM28 41V40H27ZM39 41V40H38ZM71 41V40H70ZM69 41V42H70ZM74 41V40H73ZM90 41V39H89ZM88 41V43H89ZM100 41V40H99ZM102 41V40H101ZM113 41V42H114ZM123 41V40H121ZM121 41L119 43H121ZM131 41V40H130ZM135 41V40H134ZM149 41V40H148ZM154 41V40H153ZM158 41V40H157ZM156 41V42H157ZM162 41V40H161ZM170 41V40H169ZM174 41V40H173ZM187 41V40H186ZM193 41V40H192ZM216 41V40H215ZM221 41V40H220ZM8 42V41H6ZM50 42V41H49ZM50 42V43H52ZM68 42V41H66ZM76 42V39L75 41ZM79 41L76 42V46H78L79 44L82 45V41L80 43H78ZM85 42V41H84ZM92 42V44H93ZM111 41H109L110 43ZM126 42V41H125ZM137 42V41H136ZM141 42V40H140ZM176 42V41H175ZM189 42V41H188ZM201 42V41H200ZM206 42V41H205ZM218 43V41H216ZM234 42V41H233ZM47 43V41H46ZM49 43V44H50ZM65 43V42H64ZM73 43V42H71ZM78 43V44H77ZM87 43V45H89ZM108 43V42H107ZM127 43V42H126ZM130 43V42H129ZM127 43V44H129ZM152 43V42H151ZM172 43V42H170ZM178 44H180V41L177 42ZM191 43V42H190ZM225 43V42H224ZM11 44V43H10ZM29 44V43H27ZM33 44V42H32ZM38 44V43H37ZM55 44V43H54ZM75 44V43H74ZM98 44V43H97ZM101 44V43H100ZM117 44V42H116ZM124 44V43H123ZM126 44V45H127ZM131 44V43H130ZM135 45V42L133 43ZM154 44V43H152ZM158 44V43H157ZM174 44V43H172ZM192 44H194L192 42ZM196 44V42H195ZM199 44V43H198ZM202 44V43H201ZM231 44V43H230ZM235 44H238V43H235ZM9 45V44H8ZM14 45V44H13ZM19 45V44H18ZM17 45V46H18ZM25 45V44H24ZM44 45V44H43ZM52 45V44H51ZM50 45V46H51ZM60 45V44H58ZM57 45V46H58ZM86 45V46H87ZM94 45V44H93ZM96 45V44H95ZM122 45V43H121ZM137 45V44H136ZM135 45V46H136ZM147 45V43H146ZM165 45V44H163ZM162 45V47H163ZM170 45V44H169ZM176 45V43H175ZM213 45H216L215 43ZM226 45V44H225ZM233 45V44H232ZM46 46V45H45ZM45 46L43 49H45ZM71 46V44H70ZM73 46V45H72ZM75 46V47H76ZM80 46V45H79ZM85 46V45H83ZM99 46V45H97ZM109 46V45H108ZM112 46V45H110ZM154 46V45H153ZM157 46V45H156ZM161 46V45H160ZM171 46V47H170ZM168 46V48L170 47L172 50H173V46L170 45ZM184 46V45H183ZM231 46V45H230ZM251 46V45H250ZM21 47V46H20ZM33 47V46H32ZM55 47V46H54ZM68 47V46H67ZM74 47V46H73ZM100 47V46H99ZM104 47V46H103ZM102 47V48H103ZM106 47V46H105ZM115 47H117L115 45ZM126 47V46H125ZM128 47V46H127ZM138 47V46H137ZM146 47V46H145ZM161 47V49H162ZM182 47V46H181ZM187 47V46H186ZM185 47V48H186ZM194 47V46H193ZM198 47V46H197ZM241 47V46H240ZM239 47V48H240ZM257 47V46H255ZM25 48V46H24ZM23 48V50H24ZM48 48V47H47ZM46 48V50H48ZM60 49V47H58ZM92 47L90 46V51L91 50H94L91 49ZM96 48V47H95ZM101 48V47H100ZM111 48V47H110ZM130 48H131V45H130ZM134 48V46H133ZM132 48V49H133ZM156 48V47H154ZM167 48V47H166ZM167 48V49H168ZM178 48V47H175V49ZM195 48V47H194ZM193 48V50H194ZM227 48V47H226ZM237 48V51L238 49ZM26 49V48H25ZM30 49V47H29ZM57 49V48H56ZM67 49V48H66ZM77 50V48H75ZM104 49V48H103ZM106 49V48H105ZM108 49V47H107ZM123 49V48H122ZM142 49V48H141ZM146 49V48H145ZM179 49V48H178ZM183 49V48H182ZM189 49V48H188ZM186 49V50H188ZM196 49V48H195ZM210 49V48H209ZM207 48V50H209ZM224 49V48H223ZM229 49V48H227ZM232 49V48H231ZM250 50V48H248ZM27 50V49H26ZM35 50V49H34ZM41 50V49H40ZM45 50V51H46ZM83 50V48H82ZM98 50V48H97ZM124 50V49H123ZM139 50V49H138ZM137 50V51H138ZM164 50V48H163ZM170 50V51H172ZM180 50V49H179ZM198 50V49H197ZM206 50V51H207ZM219 50V49H216V51ZM39 51V50H37ZM44 51V52H45ZM55 51V50H54ZM60 51V50H59ZM57 51V52H59ZM65 51V50H64ZM101 51V49H100ZM105 51V50H103ZM135 51V49H134ZM149 51V50H148ZM153 51V50H152ZM155 51V50H154ZM169 51V50H167ZM199 51V50H198ZM211 51V50H210ZM209 51V52H210ZM213 51H214V48H213ZM227 51V50H226ZM224 51V52H226ZM230 51V50H229ZM15 52V51H14ZM41 52V51H40ZM52 52V50H51ZM56 52V54H57ZM98 52V51H97ZM133 52V51H132ZM181 52V50H180ZM186 52V51H185ZM190 52V51H189ZM192 52V51H191ZM196 52V51H195ZM202 52V51H201ZM204 52V50H203ZM212 52V51H211ZM220 52V51H219ZM222 52V51H221ZM234 52V51H233ZM16 53V52H15ZM47 53V52H46ZM50 53V52H49ZM74 53H76V51H74ZM91 53V52H90ZM105 53V52H104ZM123 53V52H122ZM121 53V49L120 51L113 48L110 50V53H108L110 55V58H114V59H117L119 60V67L117 68L118 71H116L115 73H119L121 72L120 74H125L128 70H130L131 67H133V65H135L134 67L140 65V64H135V61H136V58H128L126 59V57L124 58L123 57V54ZM138 53V52H137ZM145 53V52H144ZM157 53V52H156ZM163 53V52H162ZM161 53V54H162ZM171 53V52H170ZM168 52V54H170ZM200 53V52H199ZM206 53V52H205ZM216 53V52H215ZM214 53V54H215ZM223 53V52H222ZM228 53V52H227ZM231 53V52H229ZM228 53V54H229ZM53 54V53H52ZM62 54V53H61ZM60 52H59V55L61 56ZM99 54H102L99 52ZM107 54V53H106ZM124 54H125V51H124ZM147 54V53H145ZM144 54V55H145ZM158 54V53H157ZM167 54V56H169ZM208 54V52L206 53ZM213 54V55H214ZM233 54V53H232ZM231 54V55H232ZM239 54V53H238ZM17 55V54H16ZM92 55V54H91ZM97 55V54H96ZM126 55V54H125ZM124 55V56H125ZM129 55V54H128ZM131 55H134L133 53ZM143 55V54H142ZM141 55V56H142ZM163 55V54H162ZM183 55V54H181ZM180 55V56H181ZM187 55V54H186ZM197 55V54H196ZM210 55V54H209ZM19 56V55H18ZM41 56V55H40ZM89 56V55H88ZM104 56L107 58V55L104 54ZM136 56V55H135ZM138 56V54H137ZM154 56V55H153ZM156 56V54H155ZM171 56V54H170ZM177 56V55H176ZM185 56V55H184ZM189 56V55H188ZM192 56V54H191ZM205 56V55H203ZM223 56V55H222ZM226 56V55H225ZM230 56V55H228ZM13 57V56H12ZM24 57V56H22ZM99 57V56H98ZM140 57V56H138ZM144 57V56H143ZM142 57V58H143ZM163 57V56H162ZM166 57V56H165ZM179 57V56H178ZM206 57V56H205ZM208 57V56H207ZM212 57V56H211ZM216 57V55H215ZM220 57V56H219ZM217 56V58H219ZM11 58V57H10ZM102 58V57H101ZM149 58V57H148ZM157 58V57H156ZM170 60H171V57H169ZM168 58V59H169ZM176 58V57H175ZM181 58V57H179ZM186 58V56H185ZM200 58V57H199ZM209 58V57H208ZM7 59V58H6ZM5 59V60H6ZM38 59V58H37ZM81 59V58H80ZM88 59V58H87ZM90 60H92L91 58H89ZM88 59V60H89ZM98 59V58H97ZM114 59H112L114 61ZM177 59V58H176ZM196 59V58H195ZM214 59V58H212ZM8 60V59H7ZM25 60V59H23ZM27 60V59H26ZM78 60V59H77ZM76 60V61H77ZM85 60V59H84ZM84 60H81V61H84ZM103 60V59H102ZM110 60V59H109ZM144 60V59H143ZM164 60V59H163ZM181 60V59H179ZM192 60V59H191ZM199 60V59H198ZM208 60V59H207ZM221 60V59H219ZM218 60V61H219ZM8 61H11L9 67L10 69L17 74H19L21 71H22V65L20 62V60H17V59H13L12 60H8ZM41 61V59H40ZM87 61V60H86ZM94 61H96V59H94ZM92 60V62H94ZM101 61V60H100ZM112 61V63H113ZM168 61V60H167ZM174 61V60H172ZM182 61V60H181ZM193 61V60H192ZM195 61V60H194ZM3 62V61H2ZM35 62V61H33ZM85 62V61H84ZM104 62V61H103ZM107 62V61H106ZM152 63V61H150ZM166 62V61H165ZM184 62V61H183ZM187 62V61H186ZM196 62V61H195ZM210 62V60H209ZM215 62V61H214ZM43 63V62H41ZM72 63V62H71ZM161 63V62H160ZM164 63V62H163ZM167 63V62H166ZM172 63V62H171ZM181 63V62H180ZM179 63V64H180ZM198 63V62H197ZM28 64V63H27ZM26 64V65H27ZM90 64V63H89ZM94 64V63H92ZM101 64V63H100ZM99 64V65H100ZM107 64V63H106ZM149 64V63H148ZM175 64V63H174ZM177 64H178V61H177ZM191 64V62H190ZM203 64V61L202 63ZM206 64V63H205ZM204 64V65H205ZM35 65V63H34ZM69 65V64H68ZM164 65V64H163ZM162 65V66H163ZM188 64H186L187 66ZM28 66V65H27ZM37 66V65H36ZM44 66V65H43ZM87 66V65H86ZM97 66V65H96ZM165 66V65H164ZM177 66V65H175ZM180 66V65H179ZM190 67V65H188ZM45 67H48V66H45ZM77 67V66H76ZM80 67V66H79ZM78 67V68H79ZM89 67V66H88ZM114 67V66H113ZM172 68L173 66H169V68ZM77 68V69H78ZM102 68V67H100ZM109 68V66H108ZM137 68V67H136ZM167 68V69H169ZM170 68V70H171ZM174 70H175V67H173ZM172 68V69H173ZM183 68V67H182ZM7 69V68H6ZM24 69V68H23ZM72 69V68H71ZM157 69V68H156ZM165 69V67L163 68ZM179 69V68H178ZM181 69V68H180ZM5 70V69H4ZM26 70V68H25ZM28 70V69H27ZM54 70V69H53ZM52 70V71H53ZM75 71V69H73ZM73 70H70L72 71L73 73ZM85 69H83L84 71ZM90 70V68H89ZM92 70V69H91ZM96 70V69H95ZM109 69H105L104 71L105 72H108ZM152 70V69H151ZM160 70V68H159ZM9 71V70H8ZM41 71V70H39ZM48 71V70H47ZM64 71V70H63ZM68 70V72H70ZM87 71V70H86ZM98 71V70H97ZM115 71V70H114ZM157 71V70H156ZM196 70H191L189 71L188 73H183L184 71H181L179 72V76L172 82L173 85H178V84H181L182 87L180 88L181 90V93L183 94V97H184V94L185 96L188 95L187 98H183L179 100V95L175 96V90H173L172 92L174 93L173 96H172V92L169 94L171 95H168V96H163L164 94H160L161 96H163L162 98H156V100H151L152 102H149V100H146L149 102L148 105H144V104H140L141 106L140 107H137V109H134V108H131L130 107V104H129V107L126 106L125 108L128 109V111L131 112L132 116H133V119H134V115L136 117H138L140 114H152L153 116L156 115V114H162V112H166V113H175L176 114V117L181 118V117H185L187 113H189V111H191L193 108V106H195L196 104H192L190 101L192 100V98H195L194 96H196L197 94H202V98H203V95H206L207 94V98L204 99V104L206 102V104H210V108H209V111L208 110H205V108L203 106H201L202 104L200 103V106L202 109H198L199 110H196L197 112L199 111V113L202 115L199 119L196 118L197 120H195V118L193 119V123L194 121H196L194 124H191V126L187 127L185 129V133H181V138H179L180 140L178 141H173L172 145L169 146L167 145V147H164L162 148V150L159 151H154V153H150L151 156L149 155V158H147L148 156L142 152V154H136L137 156L134 157V151H135V143H134V138L133 139H129L128 140H120L119 141V144H117V146L115 147L116 149V152H115V155H119L123 150L128 154V155H131L133 157V166L134 164H136V168L137 167H142V169L144 167H147L146 169H151V170H154L155 167L154 166H158L163 163L162 162V158L163 160L165 159L166 162H164L163 164H165L166 166L168 167H172V168H177L179 170L181 169H184L186 170L187 173H185L184 175V178H181L179 181H177L175 184H173L172 186L178 190L179 192V195L181 196V198L183 200H186L187 201V205L188 208H193V209H197L198 207H200L201 209V212L203 213L202 215V219L201 220V223L199 222H195V224L197 226H201L203 227V225H207L209 227H215L216 228V232H215V236L218 237L220 239V237L222 236V229H223V233H225V235L227 236V234H231L233 230H235V233L237 234V236H240L242 233H241V230H242V227L244 226L243 223H241L240 221H238L239 225L238 227H233L232 224H231V220H234V217L237 216V207L234 205V201L227 198L226 195L223 193L221 194V190L220 187L218 186V184L216 183L215 181V177L216 175L219 173L223 174V176L226 178V180L228 181L227 178H230L231 180L228 181L232 186L236 187V183L239 185V188L241 190V194L242 196L244 197V200L246 203L248 204H251L253 206H256L259 204V202H264V133H261L262 135V138L261 140L256 139L258 141H255L254 140V133L256 132V128H259V123H261L262 119H264V42L259 45V47H257L256 49H253L251 50L249 53H245V54H240L234 58H231V59H228V60H224L222 61L221 63H217L215 65H212L211 68H209L208 70H204V71H201V72H195ZM91 72V71H90ZM94 72V71H93ZM149 72V71H148ZM148 72H146L148 74ZM170 72V71H169ZM3 73V72H2ZM7 73V72H6ZM10 73V72H9ZM14 73V74H15ZM38 72H36L37 74ZM48 73V72H47ZM51 73V72H50ZM49 73V74H50ZM57 73V72H56ZM65 73V72H64ZM71 73V72H70ZM77 74V72H75ZM85 73V72H84ZM83 73V74H84ZM87 73V72H86ZM164 73V72H163ZM172 73V72H171ZM177 73H178V70H177ZM8 74V73H7ZM32 74V73H31ZM79 74V72H78ZM92 74V73H91ZM141 74V70L139 69H135V71H132V76H138ZM34 75V73H33ZM51 75V74H50ZM95 75V74H94ZM126 75V74H125ZM129 74V76H131ZM152 75V74H151ZM150 75V76H151ZM18 76V75H17ZM42 76V75H40ZM70 76V75H69ZM68 76V77H69ZM79 76V75H78ZM83 76V75H82ZM93 76V75H92ZM98 76V75H97ZM100 76V75H99ZM171 76V75H170ZM173 76V74H172ZM9 77V76H8ZM20 77V76H19ZM71 77V76H70ZM101 79L104 77L100 76ZM121 78H118L117 75L115 76V78L113 79V81L109 84L107 87H104L101 91V95H96V98L95 100L96 101H93L92 99V107L90 108H93L94 112L96 114L98 113H102L103 111H105L107 108V102H110L112 101V99L114 98V96L119 92L120 89H124V86H125V79L124 78H127L126 76H120ZM80 78V77H79ZM87 78V77H86ZM94 78H96L94 76ZM143 78V77H141ZM146 78V77H145ZM150 78V77H149ZM20 79V78H19ZM70 79V78H69ZM83 79V78H82ZM88 79V78H87ZM108 79V78H107ZM132 79V78H130ZM12 80V79H11ZM15 80V79H13ZM18 80V79H17ZM27 80V79H26ZM95 80V79H94ZM21 81V80H19ZM90 81V80H89ZM101 81V80H100ZM104 81V80H102ZM130 81V80H129ZM128 81V82H129ZM132 81V80H131ZM130 81V82H131ZM141 81V80H140ZM150 81V80H149ZM75 82V81H74ZM80 82V80H79ZM96 82V81H95ZM105 82V81H104ZM108 82V81H107ZM63 83V82H62ZM82 83V82H81ZM103 83V82H102ZM101 83V84H102ZM148 83V82H147ZM27 84V83H25ZM65 84V83H64ZM78 84V83H77ZM87 84V82H86ZM94 84V83H92ZM142 84V83H141ZM146 84V83H145ZM11 85V84H9ZM21 85V84H20ZM62 85V84H61ZM69 85V84H68ZM76 85V84H75ZM84 85V84H82ZM91 85V84H90ZM95 85V84H94ZM144 85V84H143ZM142 85H140V90L142 88H144ZM23 86V85H22ZM77 86V85H76ZM146 86V85H145ZM167 86H170V83H168L166 80L163 79V77L161 75L159 76H154L151 81H150V85H148V87L143 90H145V92L141 95V97L139 99H137V102H144L142 101L143 98L146 99V94H149L148 96H151L153 94L155 95H159V91L161 90L162 92V89L163 88H166ZM172 86V85H171ZM55 87V86H54ZM136 87V86H135ZM180 87V86H179ZM23 88V87H22ZM52 88V86H51ZM57 88V87H56ZM55 88V89H56ZM78 89V87H76ZM88 88H91L88 87ZM169 88V87H168ZM16 89V88H15ZM20 89V88H19ZM24 89V88H23ZM49 89V88H48ZM47 89V90H48ZM62 89V88H61ZM59 89V90H61ZM65 89V88H64ZM70 89V88H69ZM83 89V88H82ZM134 88H132L133 90ZM173 89V88H172ZM17 90V89H16ZM26 90V89H25ZM53 90V89H52ZM80 90V89H78ZM100 90V89H99ZM126 90V89H125ZM130 90H131V87H130ZM19 91V90H17ZM45 91V90H43ZM51 91V90H50ZM49 91V92H50ZM71 91V90H70ZM88 91V90H87ZM89 91H92V89ZM123 91V90H122ZM136 91V90H135ZM69 92V91H68ZM81 92V91H80ZM85 92V91H84ZM98 92V91H97ZM127 93V91H125ZM130 92V91H129ZM132 92V91H131ZM139 93H141V91H138ZM2 94V92H0ZM21 93V91H20ZM19 93V94H20ZM39 93V92H38ZM43 93V92H42ZM45 93V92H44ZM54 93V92H52ZM59 93V92H58ZM76 93V92H75ZM96 93V92H95ZM137 93V92H136ZM166 93V92H165ZM194 94V96H191V94ZM0 94V95H1ZM23 94V93H22ZM21 94V95H22ZM57 94V93H56ZM63 94V93H61ZM61 94H57V95H61ZM133 95H136L134 94V92L132 93ZM138 94V93H137ZM168 94V93H166ZM177 94V93H176ZM3 95V94H2ZM25 95V94H23ZM40 95V94H39ZM67 95V94H66ZM69 95V94H68ZM76 95V94H75ZM85 95V93L83 94ZM95 95V94H94ZM125 95V94H124ZM128 95V94H127ZM126 95V96H127ZM139 95V96H140ZM12 96V94H11ZM41 96V95H40ZM117 96V95H116ZM137 96V95H136ZM2 97V96H0ZM9 97V95H8ZM38 97V96H37ZM113 97V98H112ZM125 97V96H124ZM133 97V96H132ZM156 97V96H155ZM160 97V96H159ZM179 97V98H178ZM197 97V96H196ZM3 98V97H2ZM0 98V99H2ZM5 98V97H4ZM28 98V97H27ZM68 98V97H67ZM72 97H70L71 99ZM84 98V97H83ZM112 98L110 101L109 99ZM138 98V96H137ZM154 98V97H153ZM202 98L200 100H202ZM8 99V98H7ZM88 99V98H86ZM199 99V97L197 98ZM196 99V102H198ZM5 100V99H3ZM11 100V98H10ZM90 100V99H89ZM108 100V101H107ZM123 100V99H122ZM65 101V100H64ZM71 101V100H70ZM69 101V102H70ZM73 101V100H72ZM118 103H119V99L117 100ZM121 101V100H120ZM124 101V100H123ZM127 101V100H126ZM136 100H129L128 102H134ZM145 101V102H146ZM7 102V101H6ZM13 102V101H12ZM68 102V101H67ZM74 102V101H73ZM202 102V101H201ZM8 103V102H7ZM131 103V104H132ZM147 103V102H146ZM145 103V104H146ZM195 103V102H194ZM199 103V102H198ZM33 104V103H32ZM124 104V103H123ZM7 105V104H6ZM71 105V104H69ZM114 105V104H113ZM119 105V104H118ZM121 105V104H120ZM125 105V104H124ZM68 106V105H67ZM74 106V105H73ZM78 106V104H77ZM84 106V105H83ZM20 107V106H19ZM113 107V106H112ZM124 107V106H123ZM122 107V108H123ZM136 107V106H135ZM209 107V106H208ZM76 108V107H74ZM80 108V106L78 107ZM118 108V107H116ZM120 108V107H119ZM196 108V107H194ZM71 109V108H70ZM112 109V108H111ZM22 111V110H21ZM72 111V109H71ZM86 113L88 112L87 110H85ZM109 111H114L113 109ZM194 111V110H193ZM207 111V112H206ZM261 112V114H259L258 112ZM34 112V111H33ZM39 112V114L42 112L40 111H37ZM112 112H109V113H112ZM35 113V112H34ZM33 113V114H34ZM82 113V111H81ZM91 113V112H89ZM105 113V112H104ZM37 114V115H39ZM40 114V115H41ZM74 114V113H73ZM190 114V113H189ZM192 114L194 115V112H192ZM39 115V116H40ZM81 115V114H80ZM103 116V114H101ZM108 114H105V117L104 118H98L96 119V127L97 128H100V129H106L108 132L110 133H107L108 135L111 134V132L113 131V127L116 125V123L118 122V120L120 119V116L118 115H115V116H107ZM173 115V114H172ZM185 115V116H184ZM188 115V114H187ZM90 116V115H89ZM92 116V115H91ZM95 116V115H94ZM98 116V115H96ZM131 116V115H130ZM199 116V114L197 115ZM36 117V116H35ZM71 117V116H70ZM77 117V114L76 116ZM84 117V116H83ZM189 117V116H188ZM37 118V117H36ZM89 118V117H88ZM131 118V117H130ZM174 118V117H173ZM186 118V117H185ZM184 118V119H185ZM191 118V117H190ZM35 119V118H34ZM69 119V118H68ZM73 119V116L72 118ZM124 119H127V118H124ZM132 119V120H133ZM150 119V118H149ZM148 119V120H149ZM28 120V119H27ZM39 120V119H38ZM65 120V119H64ZM75 120V119H74ZM78 120V119H77ZM92 120H94L92 118ZM135 120V119H134ZM26 121V120H25ZM41 121V120H40ZM68 121V120H67ZM84 121V120H83ZM82 121V122H83ZM123 121V120H122ZM144 121V120H143ZM150 121V120H149ZM156 121V120H155ZM159 121V119H158ZM190 121V120H188ZM187 121V123H188ZM198 121V122H197ZM14 122V121H12ZM39 122V121H38ZM72 122H74L72 120ZM148 122V121H147ZM151 122V121H150ZM154 122V121H153ZM157 122V121H156ZM180 122V121H179ZM182 122V121H181ZM186 122V121H185ZM264 122V121H262ZM41 123V122H40ZM92 123V122H91ZM130 123V122H129ZM136 123V122H135ZM149 123V122H148ZM162 123V122H161ZM192 123V122H190ZM64 124V123H63ZM86 124V123H85ZM134 124V123H133ZM145 124V123H144ZM157 124V123H156ZM159 124V123H158ZM167 124V123H166ZM176 124V123H175ZM189 124V123H188ZM264 124V123H263ZM35 125V124H34ZM41 125V124H40ZM38 125V126H40ZM72 125V124H71ZM78 125V124H77ZM84 125V124H83ZM90 125V124H89ZM150 125V124H148ZM190 125V124H189ZM24 126L26 127V125L24 124ZM46 126V124H45ZM69 126V125H68ZM95 126V125H94ZM119 126V125H118ZM183 126V127H184ZM21 127V126H20ZM19 127V128H20ZM23 127V126H22ZM33 129H34V126H32ZM85 127V126H84ZM89 126H87L88 128ZM92 127V126H91ZM95 127V129H96ZM134 127V126H133ZM38 127H36L37 129ZM40 128V127H39ZM45 128V127H44ZM71 128V127H70ZM76 128V127H75ZM75 128H72L73 130ZM79 128V127H78ZM77 128V129H78ZM82 128V127H81ZM180 128V127H179ZM31 129V128H30ZM43 129V128H42ZM55 129V128H53ZM80 129V128H79ZM83 129V128H82ZM86 129V128H85ZM94 129V131H95ZM121 129V128H120ZM119 129V130H120ZM127 129V128H126ZM176 129V128H175ZM178 129V128H177ZM67 130V129H65ZM72 130V131H73ZM181 129H179L180 131ZM184 130V129H183ZM258 130V129H257ZM19 131V130H18ZM54 131V130H53ZM63 133H64V130H62ZM68 131V130H67ZM71 131V132H72ZM37 132V131H35ZM39 132V130H38ZM49 132V131H48ZM77 132V131H75ZM81 132V130H80ZM99 132V131H98ZM97 132V134H99ZM101 132V131H100ZM123 132V131H122ZM130 132V131H129ZM32 133V132H31ZM52 133V132H51ZM50 133V134H51ZM20 134V131L19 133ZM44 134V133H43ZM46 134V133H45ZM53 134V133H52ZM96 134V136H97ZM124 134V133H123ZM134 134V133H133ZM146 134V133H145ZM260 134V133H259ZM73 135V134H72ZM80 135V134H78ZM105 135V133L103 134ZM139 135V134H138ZM156 135V134H155ZM70 136V135H69ZM134 136V135H133ZM140 136V135H139ZM167 136V135H166ZM179 136V135H177ZM36 136H33L32 138H34ZM72 137V136H70ZM125 137V136H124ZM137 137V136H136ZM156 138V136H154ZM158 137V136H157ZM173 137V135H172ZM170 136V138H172ZM257 137H261L260 135L257 136ZM17 138V137H16ZM31 138V139H32ZM42 138V137H41ZM53 138V137H51ZM69 138V137H68ZM110 138V137H109ZM166 138V137H165ZM19 139V138H18ZM65 139V138H64ZM73 139V137L71 138V140ZM79 139V138H77ZM82 139V138H81ZM98 139V138H97ZM119 139V138H118ZM146 139V138H145ZM157 139V138H156ZM162 139V138H160ZM159 139V140H160ZM164 139V138H163ZM162 139V140H163ZM44 140V139H43ZM57 140V139H56ZM60 140V137L58 139L57 142H59ZM86 140V139H85ZM158 140V139H157ZM166 140V139H165ZM165 140H163L165 142ZM46 141V140H45ZM48 141V140H47ZM62 142V140H60ZM78 141V140H77ZM150 141V139H149ZM15 142V141H14ZM38 142V141H37ZM63 142H67V141H63ZM84 142V141H83ZM86 142V141H85ZM104 142V141H103ZM116 142V141H115ZM148 142V141H147ZM46 143V142H45ZM44 143V144H45ZM52 143V140L48 141L47 144H51ZM75 143V142H74ZM80 143V141H79ZM100 143V142H99ZM123 143L126 145V147L123 149L122 145ZM13 144V143H12ZM16 144V143H15ZM86 144V143H85ZM163 144V143H162ZM161 144V145H162ZM41 145V144H40ZM39 145V146H40ZM75 145V144H74ZM73 145V147H74ZM155 145V144H154ZM182 145H185V148H181V149H178V146H182ZM12 146V145H11ZM18 146V145H16ZM49 146V145H48ZM63 146V145H62ZM153 146V145H152ZM30 147V146H29ZM32 147V146H31ZM30 147V148H31ZM38 147V146H37ZM47 147V146H46ZM69 147V146H68ZM91 147V146H90ZM145 147V146H144ZM149 147V146H148ZM158 147V146H157ZM227 147V149H230V152H231V158L227 156V151L224 152V149ZM230 147V148H229ZM17 148V147H16ZM48 148V147H47ZM50 148V147H49ZM59 148V147H58ZM76 148V146H75ZM150 148V147H149ZM215 149V153L213 155L212 158H218L217 162H213L212 160L210 162L207 163V161H205V156L204 155V151L206 149ZM10 149V148H8ZM18 149V148H17ZM36 149V148H35ZM74 149V148H73ZM138 149V148H137ZM19 150V149H18ZM43 150V149H42ZM152 150V149H151ZM67 151V149H66ZM108 151V150H107ZM32 152V151H31ZM38 152V151H37ZM35 150L32 152L34 156H38L37 153ZM42 152V151H41ZM41 152H40V155L41 156ZM47 152H50V151H47ZM80 150L79 149H74V150H70L68 151L66 154H64L63 157H65V159L67 160H70L71 159V156L73 157L74 155L76 154H79ZM229 152V151H228ZM16 153V151H11V155ZM110 153V152H109ZM227 153V154H226ZM31 154V153H30ZM46 154V153H45ZM49 154V153H48ZM111 154V153H110ZM113 154V153H112ZM2 154L0 153V156ZM114 155V154H113ZM112 155V157L114 158V156ZM145 155V156H144ZM208 155V154H207ZM48 156V155H47ZM46 156V157H47ZM95 156V155H94ZM15 157V156H14ZM13 157V158H14ZM17 157V156H16ZM49 157V156H48ZM116 157V156H115ZM118 157V156H117ZM130 157V156H129ZM30 158V156H29ZM45 158V157H44ZM33 159V158H31ZM37 159V158H36ZM119 159V158H118ZM121 159V158H120ZM123 159V158H122ZM215 159V160H216ZM9 160H11V158H9L8 156L4 158V160H2L3 162H8ZM43 160V159H42ZM85 160V159H84ZM83 160V161H84ZM93 160V159H91ZM90 160V161H91ZM110 160V159H109ZM207 160V159H206ZM27 161V160H26ZM46 161V160H45ZM120 161V160H119ZM129 161V160H128ZM236 161H239V164L236 163ZM39 162V161H38ZM42 162V161H41ZM111 162V161H110ZM241 162V163H240ZM15 163V161H14ZM20 164V163H19ZM38 164V163H37ZM129 164H130V161H129ZM207 164V165H206ZM9 165V164H8ZM27 165V164H26ZM69 165V164H67ZM82 165V164H81ZM124 165V164H123ZM132 165V163L130 164ZM12 166V165H10ZM36 166V165H35ZM42 166V165H41ZM163 166V165H162ZM203 166V167H202ZM34 167V166H33ZM61 167V166H60ZM80 167V165H79ZM3 168V167H2ZM41 168V167H40ZM45 168V167H44ZM111 168L110 165L108 166V169ZM127 168V167H126ZM11 169V168H9ZM33 169V168H32ZM82 169V168H81ZM142 169H138L137 171H135V173L132 170V167H129L128 169V176L130 177L128 182H124V184L122 186H120L119 190H114L113 187H110L106 192H104V194H99L97 196V201L94 203L93 207L92 208H87V206H85L87 203H86V198L88 197L87 195L89 194V191H92V187L94 186H91V185H86L85 187H82L80 189L77 190V193L79 194V196L77 197V200H78V204L82 205L83 207V211H84V214L81 218H79V216H77V214L75 212H71L69 210H66L65 207H61L60 204H56V203H53L51 204L50 202L47 203V205H44L45 206H42L40 207L41 209H36L38 213V218L39 219H43V223H44V227H48L49 229L52 228V226H54V223H61L62 225H65L66 228L68 229L69 231V236L73 237L76 233H77V230L80 228V227H85V226H93L94 228H98L101 232V234L103 232V234H106L107 235V238H108V235L110 234H114L118 239H119V242L117 243H114L113 240H112V243L106 238V239H103L102 240V243H100L99 245H97L96 247L92 248L91 250H87L85 249L86 251H75L73 257H72V264H177V260L175 259L176 257L173 258V256L171 257V255L169 257H166L164 255V253L166 254L167 252H170L171 247L170 245H166L165 243H163L160 247H151L150 246V243L152 240L151 239H154L156 237H159L160 236V230L159 228H157L158 226L154 225L155 222L152 223V221H155L154 219H151V222L145 224V225H140L138 224L137 222L134 221V219L132 218V208L129 207V203H133L136 202V201H139L140 203L141 202H144V201H147L150 194L151 193H148L147 192V189L145 190V182H143V179H142V175H144V172L142 173ZM162 169V168H161ZM7 170V169H6ZM65 170V169H64ZM83 170V169H82ZM114 170V169H113ZM127 170V169H126ZM136 170V169H135ZM176 170V169H175ZM125 171V170H124ZM131 171V172H130ZM163 171V170H162ZM1 172V171H0ZM8 172V171H7ZM35 172V171H34ZM53 172V171H52ZM64 172V171H63ZM76 172V171H75ZM111 172V171H110ZM109 172V173H110ZM152 172V171H151ZM154 172V171H153ZM157 172V170H156ZM154 172V173H156ZM59 173V172H57ZM71 173V172H70ZM80 173V172H79ZM126 173V171H125ZM161 173V172H160ZM166 173H168L166 171ZM6 174V173H5ZM67 174V173H66ZM78 174V173H76ZM165 174V173H164ZM58 175V174H57ZM63 175V173H62ZM117 175V174H116ZM160 175V174H159ZM53 177V175H51ZM65 176V175H63ZM77 176V175H76ZM113 176V175H111ZM124 176V175H123ZM121 176V177H123ZM155 176L154 178L150 177L148 178V181L147 182H155V183H159V178L157 179L158 177V172L156 175H153ZM166 176V175H165ZM218 176V175H217ZM56 177V176H55ZM61 177V176H60ZM79 177V176H78ZM106 177V176H104ZM119 177V176H118ZM117 177V178H118ZM120 177V178H121ZM163 177V176H162ZM59 178V177H58ZM66 179H68V175L65 176ZM81 178V177H80ZM128 178V177H127ZM173 178L174 177H170L169 175L166 177V179L168 180V182H171L173 181ZM14 179H15V176H14ZM13 179V180H14ZM63 179V177H62ZM110 179V177H109ZM112 179V178H111ZM113 179H115L113 177ZM164 179V178H163ZM176 179V178H175ZM217 179V178H216ZM12 179H9V178H5L2 175H0V194L1 193H4V192H7L9 189H10V183L13 182ZM29 180V179H27ZM32 180V179H31ZM36 180V179H35ZM123 180V179H122ZM166 180V181H167ZM37 181V180H36ZM55 181V180H54ZM124 181V180H123ZM126 181V180H125ZM161 181V180H160ZM163 181V180H162ZM235 181V182H234ZM23 182V180H22ZM34 182V181H33ZM76 182V181H75ZM108 182V181H107ZM117 182V181H116ZM164 182V181H163ZM219 182V181H218ZM19 183V182H18ZM25 183V182H24ZM36 183V182H35ZM39 183V182H37ZM63 183V182H62ZM77 183H79L77 181ZM17 184V183H16ZM172 184V183H171ZM170 184V185H171ZM58 185V184H57ZM112 185V183H111ZM120 185V184H118ZM165 185V184H164ZM222 185V183H221ZM36 186V185H34ZM78 186V185H77ZM19 187V186H18ZM56 187V186H55ZM13 188V187H12ZM72 188V186H71ZM26 189V188H25ZM40 189V188H39ZM73 189V188H72ZM75 189V188H74ZM238 189V188H237ZM14 190V189H12ZM106 190V189H105ZM208 191V193L206 194V196L204 197V199H202V195H203V192L204 191ZM226 190V189H225ZM16 191V190H15ZM36 191V190H35ZM75 191V190H73ZM152 191V190H151ZM150 191V192H151ZM11 192V191H10ZM14 192V191H13ZM76 192V191H75ZM225 192V191H224ZM70 193V192H69ZM87 193L86 196H84L83 194ZM7 194V193H6ZM76 194V193H75ZM74 194V195H75ZM70 195V194H69ZM7 196V195H6ZM10 195H8L9 197ZM155 196V195H153ZM32 197V196H31ZM156 197V196H155ZM231 197V196H230ZM237 197V196H236ZM6 198V197H5ZM5 198L3 199V197H1L0 199V220L1 219H10L12 218L13 221L17 220V216L16 214H20V211L18 209H13L14 207L13 206H7V207H4V205L6 204L5 203ZM16 198V197H15ZM157 198V197H156ZM155 198V199H156ZM2 199H3V202H2ZM37 199V198H36ZM39 199V198H38ZM73 199V198H72ZM89 199V198H87ZM153 199V198H152ZM242 199V198H241ZM15 200V199H14ZM19 200V198H18ZM20 200H23L20 199ZM19 200V201H20ZM48 200V199H47ZM180 200V199H179ZM236 200V199H235ZM25 201V202H24ZM23 201V205H26V202L30 201V199H27V200H24ZM36 201V200H35ZM50 201V199L48 200ZM91 201V200H90ZM32 202V200H31ZM53 202V201H51ZM56 202V201H54ZM88 202V201H87ZM148 202V201H147ZM5 203V204H4ZM9 203V202H8ZM15 203V202H14ZM74 203V202H73ZM164 203V202H163ZM11 204H12V201H11ZM21 204V203H20ZM77 204V202L75 203ZM74 204V205H75ZM150 204V203H149ZM166 204V203H165ZM185 204V203H184ZM7 205V204H6ZM5 205V206H6ZM62 205V204H61ZM90 205V203H89ZM132 205V204H131ZM154 205H155V208H161L163 207V204L160 202L159 198L158 200H156L154 202ZM28 206V205H27ZM32 206V205H31ZM34 206V205H33ZM76 206V205H75ZM141 206V205H140ZM184 205V207H186ZM71 207V206H70ZM81 207V209H82ZM134 207V206H133ZM31 208V207H30ZM36 208V207H35ZM38 208V207H37ZM75 208V207H73ZM243 208V207H242ZM240 208V210L242 209ZM34 209V208H33ZM184 209V208H183ZM22 210V209H21ZM71 210V209H70ZM159 210V209H158ZM263 210V209H262ZM25 211V210H23ZM27 211V210H26ZM25 211V213H26ZM55 211H57V213H55ZM135 211V210H134ZM133 211V212H134ZM197 211V210H196ZM253 211V210H252ZM190 212V211H189ZM243 212V211H242ZM22 213V212H21ZM33 213V212H32ZM79 213V212H78ZM147 213V212H146ZM188 213V212H186ZM190 214V213H189ZM261 214V213H260ZM259 215V214H258ZM155 216V215H153ZM152 216V217H153ZM195 216V215H194ZM21 217V216H20ZM19 217V218H20ZM134 217V216H133ZM249 217V216H248ZM237 218V217H236ZM27 219V217L25 218ZM24 219V220H25ZM254 219V217H253ZM20 220V219H19ZM230 220V221H229ZM7 221V220H6ZM10 221V220H9ZM150 221V220H148ZM159 221V220H158ZM17 222V221H16ZM24 222V221H22ZM28 222V220H27ZM42 222V220H41ZM192 222V221H191ZM5 223V222H4ZM12 223V222H11ZM97 223H99V225H97ZM237 223V222H236ZM249 223V222H248ZM247 223V224H248ZM256 223V222H254ZM17 224V223H16ZM16 224L14 223L13 226L12 225H3V224H0V264H6L8 262V259L9 257L11 256V252L12 250L16 249L14 255H17V250H18V247H17V238L18 236L20 235V231L15 228ZM40 224V223H39ZM157 224V223H156ZM43 225V224H42ZM103 226V228H102ZM19 227V226H18ZM22 228V227H21ZM207 228V227H206ZM92 229V228H91ZM214 229V228H213ZM44 230V229H43ZM48 230V229H47ZM95 230V229H94ZM246 230V228H245ZM183 231V230H182ZM263 231V230H262ZM23 232V231H22ZM67 232V231H66ZM99 234V233H98ZM102 234V235H103ZM247 234V233H246ZM23 235V234H22ZM162 235V234H161ZM179 235V234H178ZM25 236V235H24ZM164 237V236H163ZM163 239V238H162ZM225 239V238H224ZM259 239V238H258ZM21 240V239H20ZM24 240V239H22ZM76 240V239H75ZM111 240V239H110ZM233 240V238H232ZM254 239H252L251 243H247V244H250V247L251 248V251L253 253L252 257L249 258V259H245L243 261H240V260H237V264H264V244L263 243H256L253 241ZM256 240V239H255ZM149 241V242H148ZM197 241V240H196ZM20 243V242H19ZM215 243V242H214ZM21 244V243H20ZM24 244V243H23ZM235 244V243H234ZM197 245V244H196ZM95 246V245H93ZM200 246V245H199ZM221 246V245H220ZM235 246V245H234ZM21 247V246H20ZM201 247V246H200ZM83 248V247H82ZM181 248V247H180ZM192 248V247H191ZM90 249V248H89ZM206 249V248H205ZM24 250V249H23ZM78 250V249H77ZM173 255L175 256V250L173 249ZM187 251V250H186ZM206 252V251H205ZM33 253V252H32ZM187 253V252H186ZM188 254V253H187ZM205 254V253H204ZM207 254V253H206ZM206 254L204 256H206ZM24 256V255H23ZM202 256V255H201ZM214 256V255H213ZM34 257V256H33ZM36 257V256H35ZM119 257V259H118ZM20 258V257H19ZM30 258V257H29ZM43 258V257H42ZM47 258V257H46ZM70 258V256H69ZM35 259V258H34ZM67 259V258H66ZM71 259V258H70ZM212 259V258H211ZM222 259V258H221ZM31 260V259H30ZM215 260V259H213ZM33 261V259H32ZM39 264H43L41 259H37L36 260ZM183 261V260H182ZM211 261V260H210ZM221 261V260H220ZM225 261V260H224ZM207 262H209V258H202L200 259V264H207ZM216 262V260H215ZM218 262V261H217ZM29 263V262H28ZM31 263V262H30ZM185 263V262H184ZM230 263V262H229ZM22 264V263H21ZM24 264V263H23ZM33 264L34 261H33ZM37 264V263H36ZM66 264V263H64ZM70 264V263H69ZM197 264V262H196ZM220 264V263H218Z\"/></svg>",
	"mask_w": 264,
	"mask_h": 264
}]
</instances>
